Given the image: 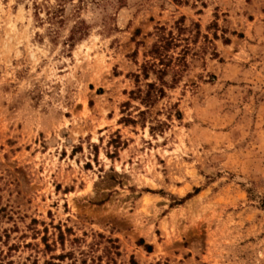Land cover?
I'll return each instance as SVG.
<instances>
[{
    "label": "rangeland",
    "instance_id": "rangeland-1",
    "mask_svg": "<svg viewBox=\"0 0 264 264\" xmlns=\"http://www.w3.org/2000/svg\"><path fill=\"white\" fill-rule=\"evenodd\" d=\"M0 264H264V0H0Z\"/></svg>",
    "mask_w": 264,
    "mask_h": 264
},
{
    "label": "trees",
    "instance_id": "trees-1",
    "mask_svg": "<svg viewBox=\"0 0 264 264\" xmlns=\"http://www.w3.org/2000/svg\"><path fill=\"white\" fill-rule=\"evenodd\" d=\"M146 75H147V74H146ZM147 248L150 250V249H151V246H150V245H148V246H147Z\"/></svg>",
    "mask_w": 264,
    "mask_h": 264
}]
</instances>
